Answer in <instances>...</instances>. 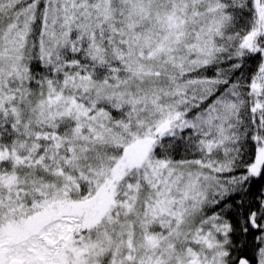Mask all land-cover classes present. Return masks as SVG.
Segmentation results:
<instances>
[{"label": "snow or ice", "instance_id": "6c2138e0", "mask_svg": "<svg viewBox=\"0 0 264 264\" xmlns=\"http://www.w3.org/2000/svg\"><path fill=\"white\" fill-rule=\"evenodd\" d=\"M0 264H264V0H0Z\"/></svg>", "mask_w": 264, "mask_h": 264}]
</instances>
